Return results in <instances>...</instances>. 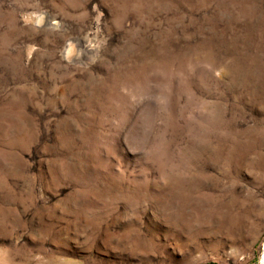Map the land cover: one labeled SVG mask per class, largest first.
<instances>
[{
	"label": "rangeland",
	"instance_id": "rangeland-1",
	"mask_svg": "<svg viewBox=\"0 0 264 264\" xmlns=\"http://www.w3.org/2000/svg\"><path fill=\"white\" fill-rule=\"evenodd\" d=\"M263 255L264 0H0V264Z\"/></svg>",
	"mask_w": 264,
	"mask_h": 264
},
{
	"label": "bare ground",
	"instance_id": "bare-ground-1",
	"mask_svg": "<svg viewBox=\"0 0 264 264\" xmlns=\"http://www.w3.org/2000/svg\"><path fill=\"white\" fill-rule=\"evenodd\" d=\"M264 256V255H263ZM263 258V257H262ZM264 259V258H263Z\"/></svg>",
	"mask_w": 264,
	"mask_h": 264
}]
</instances>
